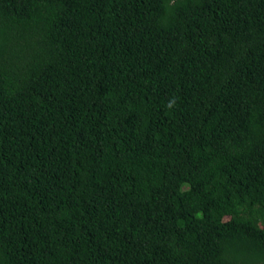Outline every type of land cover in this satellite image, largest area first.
<instances>
[{
  "label": "trees",
  "instance_id": "1",
  "mask_svg": "<svg viewBox=\"0 0 264 264\" xmlns=\"http://www.w3.org/2000/svg\"><path fill=\"white\" fill-rule=\"evenodd\" d=\"M0 264H264V0H0Z\"/></svg>",
  "mask_w": 264,
  "mask_h": 264
}]
</instances>
